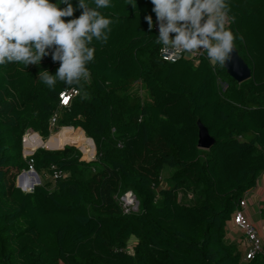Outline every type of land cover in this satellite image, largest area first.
I'll list each match as a JSON object with an SVG mask.
<instances>
[{
  "label": "trees",
  "instance_id": "16d2710c",
  "mask_svg": "<svg viewBox=\"0 0 264 264\" xmlns=\"http://www.w3.org/2000/svg\"><path fill=\"white\" fill-rule=\"evenodd\" d=\"M227 3V28L251 71L242 83L209 60L162 61L145 19L156 21L151 0L99 9L111 32L89 45L94 60L78 83L50 89L39 79L56 74L51 55L39 65H0V264H264V255L245 260L225 243L236 204L264 172V0ZM198 122L214 139L209 150L198 148ZM73 129L93 141L91 161L73 146L23 156L28 132L61 147L83 137ZM29 160L38 176L65 177L21 192L16 179ZM186 191L191 199H180ZM127 192L138 205L124 213Z\"/></svg>",
  "mask_w": 264,
  "mask_h": 264
},
{
  "label": "clouds",
  "instance_id": "9594fccd",
  "mask_svg": "<svg viewBox=\"0 0 264 264\" xmlns=\"http://www.w3.org/2000/svg\"><path fill=\"white\" fill-rule=\"evenodd\" d=\"M79 0L76 8L71 0H0V65L19 63L39 65L51 55L59 62L55 75L47 70L39 79L50 89L57 81L67 85L89 76L87 65L94 60L95 39L107 43L112 20L99 9L111 7V0ZM136 6V0H126ZM159 35L157 43L165 48L187 53H206L213 65H225L234 50L235 36L226 27L229 18L227 0H151ZM59 4L67 7L60 8ZM77 9H82L78 18ZM149 31L154 24L145 17ZM25 149V148H24Z\"/></svg>",
  "mask_w": 264,
  "mask_h": 264
},
{
  "label": "built area",
  "instance_id": "2783aa9c",
  "mask_svg": "<svg viewBox=\"0 0 264 264\" xmlns=\"http://www.w3.org/2000/svg\"><path fill=\"white\" fill-rule=\"evenodd\" d=\"M230 25V18H228L226 27ZM154 30L159 34L158 32V25L156 24V21L153 26ZM159 57L162 61L167 63H177L182 60L190 61L194 66H197L201 60H209L206 53L197 52V53H187L181 50L171 49V48H165L163 45H161V48L159 50ZM218 64L214 65L213 67H216ZM76 95V91L71 90L69 92L62 93L59 96V104L62 107H66L68 104V101L70 97ZM67 98V102L65 103L64 100ZM57 117V113L54 114V116L50 120V125L53 126L55 123ZM30 157V156H24ZM32 161L29 160V168L27 171H22L18 176L16 183L19 186H27V191L30 190L31 185L36 183L35 179V172L32 168ZM54 167H51L50 169L53 170ZM37 175V174H36ZM46 177V174H43ZM38 179L39 176L37 175ZM65 175L61 173L60 171H54L49 175V178L51 181H56L58 179L64 178ZM48 178V177H46ZM19 183V184H18ZM40 183V181H39ZM18 187V186H17ZM19 188V187H18ZM121 207L123 209L124 213L134 212L137 209V201L134 197V195L131 192L125 193L121 198ZM246 208V201L244 198H241L238 203L236 204V209L234 211V214L232 216V224L235 228H237L239 231L242 232L245 241L248 245L247 251L244 254L245 260L253 259L256 255H264V244L263 239L260 236L259 229L251 223L247 217L244 214V210Z\"/></svg>",
  "mask_w": 264,
  "mask_h": 264
},
{
  "label": "crops",
  "instance_id": "0c3cea01",
  "mask_svg": "<svg viewBox=\"0 0 264 264\" xmlns=\"http://www.w3.org/2000/svg\"><path fill=\"white\" fill-rule=\"evenodd\" d=\"M37 139L38 138L31 137L28 140L32 142ZM43 177L46 178L44 175ZM242 198L246 201L244 214L247 219L259 229L264 244V172L259 176L256 185L251 190L244 193ZM130 242V246H132L135 240L132 239ZM225 243L231 246L233 250L240 253L241 256H244L248 248L242 232L234 227L232 221L226 226Z\"/></svg>",
  "mask_w": 264,
  "mask_h": 264
},
{
  "label": "water",
  "instance_id": "95a60500",
  "mask_svg": "<svg viewBox=\"0 0 264 264\" xmlns=\"http://www.w3.org/2000/svg\"><path fill=\"white\" fill-rule=\"evenodd\" d=\"M223 69L225 70L227 75L237 83H242L244 81H247L251 77V71H250L249 67L245 64V62L242 60V58L238 55V52H237L235 47H234V50L231 54V58L226 62L225 65H223ZM197 127H198V148L201 150H209L214 145V139L208 134L207 130L205 129V127L201 123L198 122ZM80 132H81V135L83 136V138L87 139L90 142L92 149L94 150L93 141L89 138H86L84 136V133L81 130H80ZM31 137L38 138L40 143H43V141L41 140V138L37 134H32ZM47 140L48 141L51 140V137H49ZM26 145H27V138L24 137L23 142H22L23 156L33 155V153L36 149H33L32 151L26 152V150L24 149V148H26ZM64 147H65V145H63L61 147H48L43 143L41 146H38V149L41 148L44 150H62V149H64ZM73 147H75V146H73ZM78 149L80 150V148H78ZM81 152H82V150H81ZM94 155H95V150H94V154H93L92 158L86 162L91 161L94 158ZM34 176L36 179V183L31 185L29 192H31L33 190L34 186L39 185V179H38L36 173L34 174Z\"/></svg>",
  "mask_w": 264,
  "mask_h": 264
},
{
  "label": "rangeland",
  "instance_id": "374dc122",
  "mask_svg": "<svg viewBox=\"0 0 264 264\" xmlns=\"http://www.w3.org/2000/svg\"><path fill=\"white\" fill-rule=\"evenodd\" d=\"M143 95H145V94H143ZM62 130L63 129L59 130L57 133L52 134L51 137L55 138V139L58 138V136L60 134H62V132H61ZM79 132H80V129H73L70 136H76L77 134H79ZM31 135H32L31 132H28L25 135V137H27V145H26V148H25L26 152L32 151L33 149H38V146L42 145V143H40V141L38 139L37 140H33L32 142L29 141L28 139L31 138ZM46 142H48V140L47 141H43L44 144H46ZM74 143H73V141H71L68 144H66L65 147L66 146H68V147L75 146V148L80 153V156H81L80 159L83 160V161H87V160H90L92 158V156H93L92 146H91L90 142L87 139H84L83 137L81 139L75 138L74 139ZM78 148H80V150ZM81 150H82L83 153L81 152ZM58 151H61V150H58ZM170 173H171V170L169 168H165L164 169V171L162 173V180H163L162 181V186H164V187L169 186ZM39 176L42 178L40 180V177H39V181L40 182H42V183L48 182V185L52 186L53 181L50 180L48 174H46V177H48V178H44L42 175H39ZM16 186L19 187V190L21 192H24V193L28 192L27 191L28 189H26L27 186H25V185L24 186H19V185H17V183H16ZM186 192L185 193H181L180 199H187V200L191 199V194H193V192H189V191H186ZM130 244H131V242H129L128 250L131 249Z\"/></svg>",
  "mask_w": 264,
  "mask_h": 264
},
{
  "label": "snow or ice",
  "instance_id": "6c2138e0",
  "mask_svg": "<svg viewBox=\"0 0 264 264\" xmlns=\"http://www.w3.org/2000/svg\"><path fill=\"white\" fill-rule=\"evenodd\" d=\"M64 102H65V103L67 102V98H65Z\"/></svg>",
  "mask_w": 264,
  "mask_h": 264
}]
</instances>
